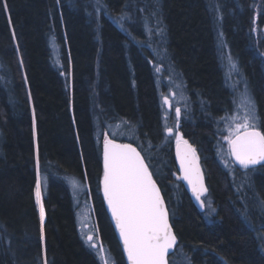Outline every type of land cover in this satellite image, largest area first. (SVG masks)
Wrapping results in <instances>:
<instances>
[{
    "label": "trees",
    "instance_id": "obj_1",
    "mask_svg": "<svg viewBox=\"0 0 264 264\" xmlns=\"http://www.w3.org/2000/svg\"><path fill=\"white\" fill-rule=\"evenodd\" d=\"M157 65L185 92L177 130L204 174L201 211L178 179ZM245 93L264 131V0H0V264H103L76 195L126 264L101 195L105 135L136 147L161 190L169 264H264V166L217 152Z\"/></svg>",
    "mask_w": 264,
    "mask_h": 264
},
{
    "label": "snow or ice",
    "instance_id": "obj_2",
    "mask_svg": "<svg viewBox=\"0 0 264 264\" xmlns=\"http://www.w3.org/2000/svg\"><path fill=\"white\" fill-rule=\"evenodd\" d=\"M164 104H169L167 97L164 98ZM241 105L245 109L244 114L232 118L234 127L224 137L228 145V156L245 169L264 166V131L256 126L254 104L246 93L242 94ZM180 115V108H176L177 121ZM166 132L171 135L173 129L166 128ZM175 140L176 159L181 173L178 179L187 183L192 196L203 209V197L208 189L196 149L178 131ZM101 184L104 200L115 222L128 264H169L167 257L176 244V236L169 222L165 201L141 153L131 144L116 143L105 135ZM35 201L39 209L43 240L45 209L39 176ZM87 242L91 247H97L92 235L87 236ZM99 251L104 254L102 247Z\"/></svg>",
    "mask_w": 264,
    "mask_h": 264
},
{
    "label": "rangeland",
    "instance_id": "obj_3",
    "mask_svg": "<svg viewBox=\"0 0 264 264\" xmlns=\"http://www.w3.org/2000/svg\"><path fill=\"white\" fill-rule=\"evenodd\" d=\"M155 54V51H153ZM158 57V55H157ZM158 64V63H157ZM155 75L158 78V83L161 82V84L164 85L165 91L161 92V102H162V108L164 110L163 112V124L164 128H172L173 129V134L169 135V137L172 139L173 143L176 142L175 140V133L179 130H177V124L179 123L181 119V115L179 117V121H177L176 117V108H180L181 113L182 111L186 110L184 106L186 96L185 92L182 89V86L179 85V81L173 76V74L168 71V68L166 71L162 70V67L157 65L154 67ZM163 82V83H162ZM167 97L169 100V104L165 105L164 104V98ZM241 98L240 96V105L237 106V108L232 111V114L229 115L228 117L225 118V125H224V131L229 134L230 128L234 127L233 124V117L240 115L242 116L244 114V107L241 105ZM251 99V98H250ZM252 101V100H251ZM172 113V114H171ZM116 128L118 126H115ZM110 133L112 135H118L120 128L119 129H114L113 127L109 126ZM180 133V132H179ZM181 134V133H180ZM227 136V135H226ZM109 138V137H108ZM110 139V138H109ZM224 141V143H223ZM220 142L219 147L217 149L218 156L220 160H222L224 163L229 160L228 157V146H226L225 140ZM231 161V160H230ZM77 185V183L73 184ZM76 209H77V215H76V220L78 222V226L80 228L81 226V231L83 232V237L87 241V236L92 235L93 236V242L97 245L95 248L96 252L101 258V261L103 264H113L111 261V258L108 256V254L104 250V254L102 255L99 251V248L103 246L99 242L97 230H96V225L93 217V211H92V206L88 199L80 198L78 195H76ZM206 204V203H205ZM209 208V206H208ZM90 245V243H88ZM91 246V245H90ZM92 248V247H91ZM104 249V248H103ZM174 264H183V261L180 259H176L173 261Z\"/></svg>",
    "mask_w": 264,
    "mask_h": 264
},
{
    "label": "water",
    "instance_id": "obj_4",
    "mask_svg": "<svg viewBox=\"0 0 264 264\" xmlns=\"http://www.w3.org/2000/svg\"><path fill=\"white\" fill-rule=\"evenodd\" d=\"M115 142H116V141H115ZM116 143H120V142H116ZM103 144H104V142H103ZM120 144H129V143H120ZM131 145H132V144H131ZM132 146H133V145H132ZM133 147H134V146H133ZM135 148H136V147H135ZM137 151H138V150H137ZM142 158H143V157H142ZM173 160H174V164H175V168H176V171H177L178 177H180V175H181V173H180V171H179V167H180V166H179V162H178L177 159H176V143H175L174 146H173ZM231 160H232V159H231ZM232 162H233V164H234L235 166H237V167H239V168H242V167H240L238 164H236L234 161H232ZM199 165H200V163H199ZM200 167H201V166H200ZM250 167H254V166H250ZM250 167H249V168H250ZM243 169H245V168H243ZM201 170H202V168H201ZM202 173H203V171H202ZM203 176H204V174H203ZM102 178H103V145H102V176H101V180H100L101 195H102V198H103V201H104V204H105L106 211H107L108 216H109V218H110V221H111L112 227H113V229H114L115 235H116L117 240H118V242H119V245H120V247H121V251H122V254H123V257H124L125 263L128 264V262H127V256H126V254L123 252V244H122V242L120 241V239H119V233L117 232V230H116V228H115V222L112 220L111 213H110V211L108 210V207H107V203H106V201L104 200L103 190H102V184H101ZM153 180H154V179H153ZM179 181H180V183L182 184V186H183V188L185 189V191L187 192V194H188L189 198L191 199L192 203L194 204V206H195L198 210L201 211L202 208L199 206L198 202H197V201L194 199V197L192 196L190 190L188 189L187 183H186L185 181H183L182 179H179ZM154 182L156 183L155 180H154ZM156 185H157V187L159 188V186H158L157 183H156ZM205 186H206V183H205ZM159 190H160V188H159ZM160 192H161V190H160ZM161 196H162V198L164 199L162 193H161ZM164 201H165V200H164ZM165 205H166V203H165ZM166 208H167V206H166ZM167 211H168V209H167ZM168 214H169V213H168ZM169 222H170V220H169ZM170 225H171V224H170ZM171 227H172V226H171ZM173 233H174V232H173ZM174 247H175V245H174ZM174 247H173V249L170 250L169 255L173 252ZM169 255H168V256H169ZM167 259H168V257H167Z\"/></svg>",
    "mask_w": 264,
    "mask_h": 264
},
{
    "label": "bare ground",
    "instance_id": "obj_5",
    "mask_svg": "<svg viewBox=\"0 0 264 264\" xmlns=\"http://www.w3.org/2000/svg\"><path fill=\"white\" fill-rule=\"evenodd\" d=\"M38 214H39V209H38ZM40 219V218H39Z\"/></svg>",
    "mask_w": 264,
    "mask_h": 264
}]
</instances>
